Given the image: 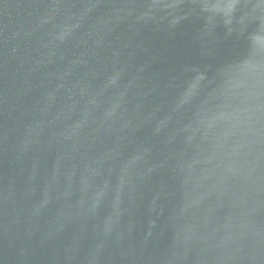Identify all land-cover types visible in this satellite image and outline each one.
<instances>
[{"label": "water", "instance_id": "water-1", "mask_svg": "<svg viewBox=\"0 0 264 264\" xmlns=\"http://www.w3.org/2000/svg\"><path fill=\"white\" fill-rule=\"evenodd\" d=\"M0 264H264V0H0Z\"/></svg>", "mask_w": 264, "mask_h": 264}]
</instances>
